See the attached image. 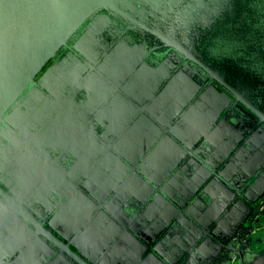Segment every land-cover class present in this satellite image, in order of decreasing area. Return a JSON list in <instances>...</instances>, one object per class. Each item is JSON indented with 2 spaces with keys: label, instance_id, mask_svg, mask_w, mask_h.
Segmentation results:
<instances>
[{
  "label": "water",
  "instance_id": "water-1",
  "mask_svg": "<svg viewBox=\"0 0 264 264\" xmlns=\"http://www.w3.org/2000/svg\"><path fill=\"white\" fill-rule=\"evenodd\" d=\"M220 31L221 61L264 92V0H0V264H43L21 204L61 193L57 264H264V112L202 62ZM162 49L189 65L151 66ZM111 191L122 231L85 227V194Z\"/></svg>",
  "mask_w": 264,
  "mask_h": 264
},
{
  "label": "flooded vegetation",
  "instance_id": "flooded-vegetation-1",
  "mask_svg": "<svg viewBox=\"0 0 264 264\" xmlns=\"http://www.w3.org/2000/svg\"><path fill=\"white\" fill-rule=\"evenodd\" d=\"M226 29L230 30V28H226ZM221 31H223V30H221ZM221 31L219 32V34L217 35L216 38H210V37L207 38L206 35L204 36V39L202 41L204 46L200 49V50H204L203 53L200 51L202 58H203L202 62L205 63L206 65H208L209 67H211V69L213 71H215L216 73L218 72L217 74L221 78H223L225 81H229L230 87L238 88V89L243 88L242 90L244 92H246V96L248 94V98H249V100H251L252 104H254L255 107H257L258 109H262V111L264 112V107H263L264 106V92L263 91H255V89L253 88V87H255L254 83L251 80H248V81L246 79L243 80V77H241V76H239L241 79H237L236 74H238V73H236L237 72V69L235 68L236 65L234 63L232 64V62H236V61H232L230 64L228 63L229 61L228 62L221 61V58L224 57L223 53H225L223 45L222 44L211 45L212 41L218 40L219 36H221L220 35ZM230 31L233 32L232 29ZM250 31L253 34L254 28L252 27L250 29ZM113 32L114 31H112L109 34L110 39L112 41L118 40V38L115 37V34H112ZM129 34H131V33H129ZM137 40H138V38H137ZM208 43H210L209 46H208ZM226 46H227V44H226ZM207 47H208V49H210L209 50L210 55H208V52L206 51ZM222 48H223L224 52H220ZM195 50H198V48H196ZM167 57H169L168 61L171 62L173 65H177L179 69L185 67L186 64L189 65V63L187 61H185L183 58L181 59V58L175 57L172 53L170 54L168 52V50H164V49H162L160 52H157L156 59L150 58L149 60H147V62L151 66H157L163 60H165V58H167ZM224 72L225 73L229 72L228 74L231 76L232 80H230L229 77ZM204 79H205V75L201 71L200 72L196 71V73L193 77V80L197 81L200 84V88H188L187 92H189V94H190V98H188V105H190L191 102L198 101L199 98H201V96H207L206 92L208 91V88H204V87L208 83ZM238 86H240V88ZM191 91H192V93H191ZM261 103L263 104V106ZM233 113L235 114L234 111H233ZM11 132H12L11 136L17 135V133H15V131H11ZM105 136L106 137H104L105 138L104 141L105 140H108V141L112 140V138L108 134H106ZM4 144H1V145L4 147ZM8 155H9V158H13V157L17 158L18 157L17 153L7 154L6 156L8 157ZM142 157H145V156H142ZM140 159L137 162V166L140 164ZM63 160H64L63 165L65 168L70 166V164L73 162V159L67 155L63 158ZM56 166L58 167V169L62 170L58 166L57 163H56ZM128 166L130 168H136L137 167V166L133 167L130 165H128ZM2 169H3V166L0 165V171L1 172H2ZM123 185L124 184H120V186H123ZM0 189L2 191H4L5 193H7V191L4 190L1 185H0ZM7 195L10 197V193H7ZM85 195L88 198V201L92 202V204H94V206H95V208L93 209V212H91V214L88 217L89 218L88 221L84 222V224H86L85 227L90 226L91 225L90 223H92V220L94 218H98V216H99V218H98L99 220L97 222H100V225H95L98 228V231L102 232L101 230H106V228H109V231H116V230L122 231V225H123L122 215L123 214H120L121 212L119 211V209H121V210L124 209V205L123 206L121 205L122 201L115 194V192H113V191L109 192L106 196H104L103 199L93 198L90 196V194H85ZM26 197H28V195L24 196L21 199L25 200ZM67 198H68V195L67 194L65 195V193H61L58 196L50 197V198H48L47 202L50 203L51 206H46V207L38 206L37 204H35L34 206L29 208L26 206V204H21L22 207L24 209H26V211L27 210L29 211V215L33 218V220L36 221L38 223V225L41 226L42 230L46 234H48V236H49V237H46L47 238V240H46L45 238L42 237V234L36 233V235H39V237L44 242V244L46 243V245H45V247L47 248L46 254L42 255L43 258L38 257V259L43 264H57V262L59 261L58 258L60 256L63 259L67 258V256H66L67 254H65L66 251H64V249H66L68 252L73 251V248H71V245L69 244V240L64 238V236L68 235V229H70L69 226H71L70 223L69 222H65V223L60 222L59 230H55L53 228H50V226H49L50 219L58 212V210L60 209V207L62 206V204L64 203V201ZM20 201H21L20 199L16 200V202H20ZM131 201L136 202L133 199ZM117 202L119 203V205ZM18 217H19L18 219H19L20 223L28 225L29 227H27V228L29 230L37 232V229L34 230V229H32V227H30V225L27 223L26 219H24L20 215H18ZM89 232L90 233L95 232V227H94V231L90 227ZM72 235L73 236L77 235V233H73ZM51 239L56 241V243H58V244L53 243V241ZM100 239H103V243H105L107 237L104 234V236ZM90 240H95V238L92 237V238H90ZM47 253H50V255H47ZM59 264H63V263H59Z\"/></svg>",
  "mask_w": 264,
  "mask_h": 264
},
{
  "label": "rangeland",
  "instance_id": "rangeland-1",
  "mask_svg": "<svg viewBox=\"0 0 264 264\" xmlns=\"http://www.w3.org/2000/svg\"><path fill=\"white\" fill-rule=\"evenodd\" d=\"M220 52H224L223 48L221 49V51H220ZM263 244H264V241H263Z\"/></svg>",
  "mask_w": 264,
  "mask_h": 264
}]
</instances>
